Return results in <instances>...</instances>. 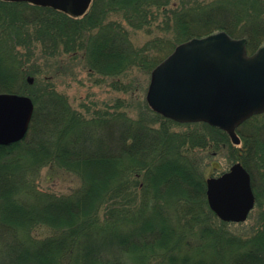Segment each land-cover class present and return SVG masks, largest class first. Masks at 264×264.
<instances>
[{
  "label": "trees",
  "instance_id": "trees-1",
  "mask_svg": "<svg viewBox=\"0 0 264 264\" xmlns=\"http://www.w3.org/2000/svg\"><path fill=\"white\" fill-rule=\"evenodd\" d=\"M129 27L146 31L145 43ZM221 30L246 37L253 53L264 44V0H92L78 16L0 0V93L34 102L27 135L0 144V264H264V113L238 127L237 145L207 122L172 131L179 122L148 104L149 116L120 103L86 114L51 79L31 85L35 69L21 52L40 44L46 55L80 52L93 74L151 75L181 42ZM211 148L251 173L259 221L247 231L209 206ZM45 164L76 174L80 186L59 194L27 183ZM17 174L20 184L9 179Z\"/></svg>",
  "mask_w": 264,
  "mask_h": 264
},
{
  "label": "water",
  "instance_id": "water-1",
  "mask_svg": "<svg viewBox=\"0 0 264 264\" xmlns=\"http://www.w3.org/2000/svg\"><path fill=\"white\" fill-rule=\"evenodd\" d=\"M9 1H31L81 15L92 0ZM146 97L164 116L178 122H207L239 144L238 126L264 112V44L249 54L247 38L225 30L183 41L153 69ZM33 111L31 97L0 93V144L22 140ZM207 198L222 220L246 221L256 204L249 170L236 162L228 171L208 177Z\"/></svg>",
  "mask_w": 264,
  "mask_h": 264
},
{
  "label": "rangeland",
  "instance_id": "rangeland-1",
  "mask_svg": "<svg viewBox=\"0 0 264 264\" xmlns=\"http://www.w3.org/2000/svg\"><path fill=\"white\" fill-rule=\"evenodd\" d=\"M124 24L128 26L126 23ZM129 29L132 32L134 42L137 44L141 45L148 39L146 31L134 30L131 27ZM21 52L25 56V65L28 69H35V71H31L27 75L28 81L29 78L33 79L32 82L29 81L30 84L38 86L44 84L47 79H51L56 88L67 95L70 104L77 110L88 114L93 112L95 108H102L103 110L115 106V104L117 106V103H120V108L131 112L132 115L140 114L145 108V116H149V112H146L149 105L146 96L151 75L139 68L128 70L118 77L102 76L89 71L86 60L80 52L68 53L60 51L54 55H46L40 44L33 48H28V51L21 49ZM115 79H119L121 82L116 84ZM114 85L120 87L115 88ZM18 94L30 96L26 93ZM179 123L173 125L172 131L182 132L192 129V127L188 128L184 123ZM211 149L207 153L210 157L205 161L204 172L206 178L218 176L229 170L234 163L241 162L231 160L227 151L223 150L224 152H221L215 148ZM6 158H2V160H6ZM23 175L25 178V172H23ZM22 177V174H20L18 178L17 174L18 179H13L12 176L9 179L13 183L20 184ZM26 179L27 183L29 182L33 187L36 186V188L43 191L59 194L68 193L81 184V179L76 174L52 164H45L38 167L36 171H30L27 173ZM258 221L259 210L255 206L248 219L244 221L243 227L245 228L243 229L247 231ZM47 232L45 226H41L37 230V233L41 236Z\"/></svg>",
  "mask_w": 264,
  "mask_h": 264
}]
</instances>
